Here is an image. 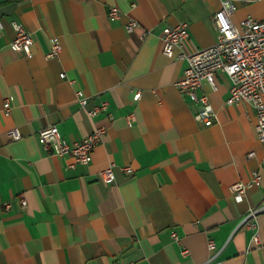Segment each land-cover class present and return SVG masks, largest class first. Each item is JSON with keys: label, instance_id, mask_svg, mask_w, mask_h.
Instances as JSON below:
<instances>
[{"label": "crops", "instance_id": "0c3cea01", "mask_svg": "<svg viewBox=\"0 0 264 264\" xmlns=\"http://www.w3.org/2000/svg\"><path fill=\"white\" fill-rule=\"evenodd\" d=\"M232 1L230 21L238 29L247 17L264 20V0ZM220 6V0H0V201L11 206L0 205V264H264L262 250L250 243L257 231L264 244V212L252 220L253 230L243 224L264 198L255 110L247 101L225 103L230 79L218 71L216 90L206 83L199 90L216 117L204 126L195 120L197 104L175 87L186 67L179 55L214 44L212 16ZM110 7L118 10L114 20ZM130 21L137 26L128 33ZM12 22L30 33L29 56L10 49ZM180 22L188 24V38L167 57L160 33ZM53 39L61 50L47 57ZM102 103L104 111L87 115ZM50 125L69 143L97 126L106 132L81 165L38 143V131ZM11 128L19 140L7 136ZM110 165L113 180L105 183L99 172ZM253 173L260 185L236 200L231 186L248 183Z\"/></svg>", "mask_w": 264, "mask_h": 264}, {"label": "built area", "instance_id": "2783aa9c", "mask_svg": "<svg viewBox=\"0 0 264 264\" xmlns=\"http://www.w3.org/2000/svg\"><path fill=\"white\" fill-rule=\"evenodd\" d=\"M220 9L212 16L215 28V42L213 45L196 50L192 53L180 54V59L186 60V67L181 77L175 82L177 91L182 96L189 97L198 106L195 114V120L204 126H210L214 123L215 112L209 102L206 94L199 93L201 86L206 83L212 91L216 90L215 74L218 71L223 72L230 79L228 97L225 100L227 105H232L240 101L249 102L256 114L255 130L258 139L264 147V20L257 21L247 17L241 22V28L238 29L230 21V15L235 10L232 0H220ZM108 17L114 20L118 17V10L110 7ZM14 31V37L9 43L12 51L30 55V49L33 45V39L23 26L16 22L11 23ZM137 23L130 21L125 25L126 32L130 33ZM188 38V24L180 22L175 26H166L160 33L161 52L167 57H172L174 50L182 48ZM61 50V45L57 39L51 41L50 52L47 57H56ZM63 78L64 74L61 73ZM77 103L81 108L86 109L88 105L87 98L81 91L75 93ZM140 92L133 94V100H138ZM106 109V104L94 106L87 109L86 113L90 117L96 116ZM2 111L4 115H9L11 105L8 99H4ZM132 116L128 117L131 122ZM105 128L97 126L93 131L81 139L72 143L67 142L58 132L55 125H50L40 129L37 133V141L46 150L55 156H71L73 164L86 165L90 162L94 148L101 142L105 135ZM7 136L12 140H19L21 135L16 128L6 131ZM252 155V153L250 154ZM122 170L129 174L130 167H123ZM103 182L109 183L113 180L112 165L102 169L99 172ZM261 177L258 173H253L250 181L246 184L236 183L231 186V192L236 200H241L245 190L250 186H259ZM20 206L24 207L26 202L19 198ZM4 210L10 209V203L0 201ZM264 212V198L259 207L251 209L243 220V224L254 229L253 219L259 213ZM171 236L176 239L175 233ZM250 243L259 247L264 254V244L261 243L257 231H254ZM210 250L215 249L213 242L208 243ZM187 251H183L186 254ZM132 264V263H126Z\"/></svg>", "mask_w": 264, "mask_h": 264}]
</instances>
